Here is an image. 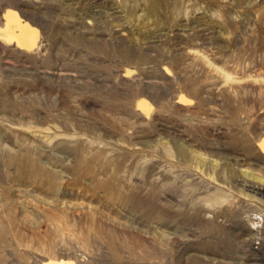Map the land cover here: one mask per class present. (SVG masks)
Wrapping results in <instances>:
<instances>
[{
	"label": "rangeland",
	"instance_id": "obj_1",
	"mask_svg": "<svg viewBox=\"0 0 264 264\" xmlns=\"http://www.w3.org/2000/svg\"><path fill=\"white\" fill-rule=\"evenodd\" d=\"M0 264H264V0H0Z\"/></svg>",
	"mask_w": 264,
	"mask_h": 264
},
{
	"label": "bare ground",
	"instance_id": "obj_2",
	"mask_svg": "<svg viewBox=\"0 0 264 264\" xmlns=\"http://www.w3.org/2000/svg\"><path fill=\"white\" fill-rule=\"evenodd\" d=\"M24 171H25V169H24ZM52 220V219H51ZM52 223H54V222H52ZM55 226H56V224H55ZM54 231H56V233H58V235H60V236H63V234H65L66 232H69V233H71V230H70V227H68V228H61V226H58L57 228H55V230ZM52 233V230H51V232H50V234ZM88 233H91V231H89ZM56 235V234H55ZM57 235V236H58ZM45 249H47V247H44ZM257 255V254H256Z\"/></svg>",
	"mask_w": 264,
	"mask_h": 264
}]
</instances>
